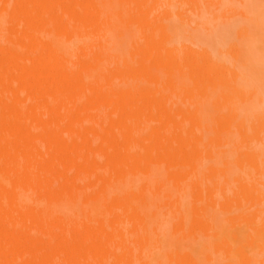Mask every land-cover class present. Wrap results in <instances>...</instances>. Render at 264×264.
I'll return each mask as SVG.
<instances>
[{
    "label": "rangeland",
    "instance_id": "374dc122",
    "mask_svg": "<svg viewBox=\"0 0 264 264\" xmlns=\"http://www.w3.org/2000/svg\"><path fill=\"white\" fill-rule=\"evenodd\" d=\"M15 1L27 8L38 2L42 9L25 27L34 38L32 47L10 61L2 81L38 57L33 75L49 79L45 92L54 117H60L50 119L49 126L59 141L69 143L73 156L95 143L87 160L102 150L109 157L94 161L93 170L77 171L74 198L58 207L54 218L34 219L36 229L29 235H49L45 227L65 223L72 245L43 264H169V256L178 253L188 264H207V255L214 259L211 264H241L242 252L253 264H264V202H248L241 192L247 182L264 194V174L241 156L253 144L252 161L264 169V141L240 138L235 125L222 130L229 107L225 113L220 108L221 85L203 92L207 75L225 64L237 74L239 88H253L258 95L251 103H238L237 123L264 112V0H224L227 10L220 8L214 17L189 11L192 0H170V15L168 0H141L137 13L128 0ZM233 11L245 18L221 23ZM8 19L0 4V36ZM21 81L13 79L15 85ZM38 93L36 86H26L20 97ZM128 147L126 164L108 163ZM102 171L104 181L98 177ZM182 222L193 235L189 240L174 234ZM147 231L158 244L144 248Z\"/></svg>",
    "mask_w": 264,
    "mask_h": 264
},
{
    "label": "bare ground",
    "instance_id": "6f19581e",
    "mask_svg": "<svg viewBox=\"0 0 264 264\" xmlns=\"http://www.w3.org/2000/svg\"><path fill=\"white\" fill-rule=\"evenodd\" d=\"M128 1L133 13H137L138 7L142 4L141 0ZM190 2L192 3H190L191 7L188 6L187 9L198 17L204 13L214 17L220 8L223 11L228 7L224 0H192ZM0 4L9 18L6 30L0 36V39L6 40L0 42V92L2 93H0V264H32V261L43 264L48 258L50 259V256L60 257L62 255L60 251L72 248V245L69 244L66 237L68 228L65 223L56 224L57 226L53 229L50 225L45 227L46 229L50 228L49 235H46L44 226H41L45 233L41 231L43 234L40 232L41 234H37L38 236H35L36 234H30L32 235L30 236L28 232L35 231L34 227L36 229L34 219H38L39 216L54 218L57 208L74 198V187L80 182L77 171L80 168L93 170L96 168L94 161L105 162L109 157L108 153L102 150L98 157L95 156L94 161L87 160L93 147L97 146L95 143L89 144V148L83 155L75 154L73 156L68 148L69 143L63 144L59 141L57 131L49 126L50 119L60 118L59 116L54 117L53 102L45 92L48 90L49 79L41 81V78L38 79L33 75V71L38 70L39 67L38 57L31 62L23 63L19 73L13 71L7 80L2 81L3 72L7 66H10V61L12 62L16 55H20L32 47L34 38L27 36L25 27L39 18L42 7L36 2L27 8L26 2L15 0H0ZM169 4H171L170 0L165 5L168 15H170ZM152 11L153 5L150 6L148 12ZM237 16L245 18L243 12L233 11L226 14L221 23H231ZM11 38L17 39L18 42L11 44L7 41ZM176 61H178L177 58ZM177 67L182 73L181 62L177 63ZM196 75L203 79L202 75ZM236 77L237 74H234L227 65L217 64L212 73L207 75L206 79L209 83H205L203 92H207L209 85L219 83L221 85L220 108L222 107L225 113V106L229 107L226 112L227 119L221 125L222 130H228L235 125L240 138L253 137V142L260 144L264 141V112L259 111V114L254 117L252 114H247L246 120L237 123L239 119L238 105L251 103L258 96L257 92L253 88L250 90L239 88ZM15 78H21V83L15 85L13 83ZM32 85L39 89V93L32 97H20L22 89ZM108 114L111 116L113 111L110 110ZM38 120L39 124H37ZM92 126L91 129H93ZM123 131L125 130L123 129ZM87 139L88 142H93L91 136H88ZM122 142L127 143L124 137ZM29 145H32V148H29ZM252 145L242 149L241 156L253 164L259 175H263L264 169L257 161H252L254 152H249ZM130 151L128 147L120 153V156L112 157V161L108 163L110 165L112 163L114 166L118 161L126 164ZM98 177L100 181H104L105 173L100 172ZM176 182L177 185L183 186L182 181ZM241 185V192L246 193L248 202L255 203V200L264 202V194L259 187L247 182ZM142 200L144 204L151 205L144 196ZM209 204H214L213 198ZM203 209H206L205 205H203ZM178 213L183 217L181 209L178 210ZM259 216L260 210L257 209L254 218L258 219ZM262 230L260 248L264 251V223ZM180 233L185 240L193 237L184 222H182L180 231H175L174 234ZM214 236L217 239V235ZM141 242L144 248H148L156 242L158 244V240L151 236L150 231H147V235L142 237ZM250 246H254V243H251ZM221 249V246H217L218 251ZM176 255L169 256V264H173V262L188 264L181 254ZM213 260L212 256L207 255V264H211ZM142 264H148V262L144 260ZM241 264H253V259L248 253L242 252Z\"/></svg>",
    "mask_w": 264,
    "mask_h": 264
}]
</instances>
